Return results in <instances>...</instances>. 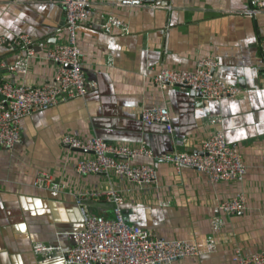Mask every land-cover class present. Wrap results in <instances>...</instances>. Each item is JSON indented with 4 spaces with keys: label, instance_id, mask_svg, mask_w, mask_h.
<instances>
[{
    "label": "crops",
    "instance_id": "obj_1",
    "mask_svg": "<svg viewBox=\"0 0 264 264\" xmlns=\"http://www.w3.org/2000/svg\"><path fill=\"white\" fill-rule=\"evenodd\" d=\"M61 0H0V36L28 34L37 56L24 76L9 74L17 52L0 44V77L41 85L53 79L56 65L41 57L45 49L66 41ZM90 18L77 28L89 88L85 96L37 110L21 122V140L0 146V264H64L62 256L43 259L32 251L36 242L71 246L70 234L81 229L75 194L91 189L100 197L90 202L92 214L114 219L110 191L122 198L125 222L153 230L168 239L188 238L200 250L212 236L216 250L171 264H234L236 251L264 249V6L247 15L250 0H156L152 6H115L90 0ZM115 16L128 31L99 25ZM211 56L215 74L243 93L233 99L195 103L189 91L160 88L153 76L160 65L193 69L200 57ZM165 105L173 133L159 123L145 124L141 111ZM221 121L210 123V117ZM222 129L246 165L244 181L211 182L192 168L177 171L159 159L174 150L197 152L203 139ZM64 134L100 138L136 147L145 144L154 158L132 164L154 167L157 181L137 185L116 174H80L75 162L90 153L61 143ZM53 175L57 189L33 185L39 171ZM238 191L246 208L224 215L218 205ZM224 224L214 229L211 221Z\"/></svg>",
    "mask_w": 264,
    "mask_h": 264
},
{
    "label": "built area",
    "instance_id": "obj_2",
    "mask_svg": "<svg viewBox=\"0 0 264 264\" xmlns=\"http://www.w3.org/2000/svg\"><path fill=\"white\" fill-rule=\"evenodd\" d=\"M115 6H152L156 0H104ZM64 10V29L66 41L58 42L45 49L41 57L56 65L53 79L41 85L26 82H14L5 76L0 77V146L14 147L21 140V122L26 116L37 110H47L60 102L74 100L86 95L89 82L83 68V54L76 42L79 25L90 18V0H61ZM264 0H250L247 15L263 10ZM99 27L105 32L117 28L127 32L128 28L119 18L106 16ZM0 44L17 52L15 60L7 66L9 74L24 76L29 61L37 56L36 43L28 34L0 36ZM264 56V39L260 44ZM219 63L211 56L200 57L193 69H173L160 65L153 79L162 89L177 86L192 92L194 102L210 100H233L243 90L239 85L228 84L219 78L215 71ZM145 124H162L171 135L173 125L168 108L149 106L140 113ZM219 116L210 117V123L220 122ZM61 143L71 149L84 151L91 155L80 157L75 162V170L80 174H116L129 181L142 184H154L157 174L149 164H132L131 159L154 158L152 150L145 144L131 147L125 144L108 143L100 138H80L73 134H64ZM159 159L171 162L177 171L192 168L205 174L211 182L244 181L246 165L239 150L227 143L222 129L216 130L202 140L197 152L174 150ZM37 188L57 189L53 175L47 170L39 171L33 181ZM100 192L91 189L75 194V204L81 213V229L71 232V246L63 250L61 246L36 242L33 253L43 259H52L61 255L64 264H171L185 257H194L203 252L216 250V241L212 236L206 240V247L200 250L192 239H168L158 236L153 230L125 222L122 211V198L110 191L108 198L115 204L114 219L100 214H92L90 202L100 197ZM224 215L239 213L246 208L245 195L238 191L218 205ZM224 220L214 218L211 226L220 229ZM234 264H264V249L254 253H242L239 250L233 257Z\"/></svg>",
    "mask_w": 264,
    "mask_h": 264
},
{
    "label": "water",
    "instance_id": "obj_3",
    "mask_svg": "<svg viewBox=\"0 0 264 264\" xmlns=\"http://www.w3.org/2000/svg\"><path fill=\"white\" fill-rule=\"evenodd\" d=\"M262 76L264 77V71L262 72ZM186 91H187V90H186ZM190 94H191V97H193L192 92H190ZM72 150H75V151H78V152H84V151H80V150H76V149H72Z\"/></svg>",
    "mask_w": 264,
    "mask_h": 264
}]
</instances>
